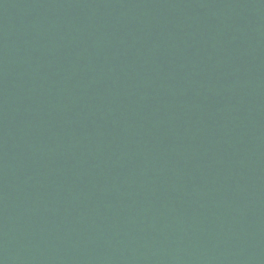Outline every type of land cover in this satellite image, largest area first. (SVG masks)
Wrapping results in <instances>:
<instances>
[{
	"label": "water",
	"instance_id": "1",
	"mask_svg": "<svg viewBox=\"0 0 264 264\" xmlns=\"http://www.w3.org/2000/svg\"><path fill=\"white\" fill-rule=\"evenodd\" d=\"M0 264H264V0H0Z\"/></svg>",
	"mask_w": 264,
	"mask_h": 264
}]
</instances>
